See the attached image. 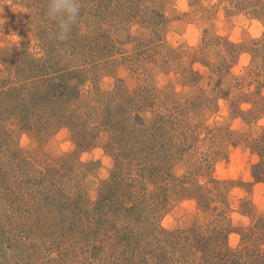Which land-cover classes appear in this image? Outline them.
<instances>
[{"label":"rangeland","instance_id":"374dc122","mask_svg":"<svg viewBox=\"0 0 264 264\" xmlns=\"http://www.w3.org/2000/svg\"><path fill=\"white\" fill-rule=\"evenodd\" d=\"M34 1L8 0L0 9V19L7 21L4 34L20 37L18 46L0 50V87L18 81L15 77L37 59L42 66L47 63L45 74L68 69L71 79L79 78L74 84H81L80 102L120 86L133 91V102L127 101L131 114L120 113L119 119L131 117L138 129L144 121L137 114L147 124L163 117L156 123L164 127L159 140L177 152L172 171L189 192L181 194L183 188L177 191L169 183L162 208L140 207L134 214L141 216L132 221L124 211L103 216L104 207L90 209L122 161L111 148L110 133L92 130V145L80 146V134L70 127L43 131L26 124L35 116L6 117L9 130L0 132V264H154L157 254L169 264L195 259V249L182 245V239L175 247V237L168 235L174 240L161 248L168 237L155 227L176 231L197 225L208 233L223 227L234 248L264 247L263 234L250 236L264 215V181L252 175L264 159L255 149V139L264 136V74L248 72L264 65V0H152L149 7L144 2L166 16L157 17L165 21L160 30L151 26L149 12L98 24L80 13L63 42L52 38L55 26L45 15L34 18ZM36 23L50 29L40 35ZM219 38L242 48L236 60L212 73L195 50L206 47L209 62L220 52L229 56ZM209 40L215 43L205 46ZM218 89L226 91V98ZM208 96L214 99L210 106H198ZM233 103L256 114L247 119ZM170 119L176 122L172 129ZM156 142L127 149L123 178L141 168ZM199 186L211 194L208 206L192 192ZM142 216L155 221L152 230ZM139 218L142 222L134 223Z\"/></svg>","mask_w":264,"mask_h":264},{"label":"trees","instance_id":"16d2710c","mask_svg":"<svg viewBox=\"0 0 264 264\" xmlns=\"http://www.w3.org/2000/svg\"><path fill=\"white\" fill-rule=\"evenodd\" d=\"M151 1L152 0H80V13H82L83 18H85L84 20L90 21L91 23L96 22V24H98L102 21L108 22L114 18H123L124 16L126 17L132 14L141 15L144 14V12H149L151 26L160 30V27L164 25L165 21L160 22L157 17L160 16L166 20V16L160 11L150 10L144 6L143 3L146 2L147 7H149L148 3ZM47 4L48 0H35L31 3L33 7L32 12L35 15L34 18L40 20L41 16L42 20H44L43 15H45ZM48 23H50V21H47V24ZM39 24L40 23H36V25H38L36 30H39L38 32L40 35L45 32L48 27L50 29V26L42 28V26L39 27ZM218 41L219 44L223 43L228 46L229 56L222 57V52H220L215 62H209L205 52L206 47L195 50V54H197L202 62L210 68L212 73L220 72L228 66L231 61L236 60L238 52L242 48V45L228 40H223V42H221L222 38H219ZM213 43H215V40L206 41L205 46L213 45ZM194 60L197 61L198 59ZM40 63L37 59L33 60L30 66L27 65L25 70L19 73V77H15L16 79L14 80L18 81L11 83L12 85L9 87L7 85L0 87V101H2V104L0 102V132H6L5 129L9 130L8 125H5L6 117H8L7 119H15L17 116L24 117L25 115L27 117H37L34 122L31 120L26 122V124L31 123L30 127L41 128L43 131H49L57 126H67L74 129V131L80 134V146H86L88 142L91 144L90 139H88V134L93 133L94 131L92 130L109 132V136L112 139L111 148L117 150V156H119L122 161L120 167L115 169L112 177L103 182L99 199L92 204L90 210L104 207L102 210L103 216H110L111 214L117 216L124 211L126 217L132 221L134 216H141L140 214H134L140 207L151 205L152 208H162L167 201L163 197L167 196L165 191L167 192L166 188L169 183L172 184L177 191L183 188L181 189V194L189 192L188 188L182 185V181L177 178L172 171L171 165L175 162L174 157L177 152L174 149H167L165 143L159 140L158 132L164 130V127L156 123L158 120L161 121L163 119L162 116H156L151 123L147 124L143 117L137 114L136 117L144 121V124L139 125L137 129L135 125L132 124L131 117H128L130 124H128V120H121L118 117L120 113L131 114L128 113L127 101L134 100L135 94L133 91L124 89L123 86H120L116 91L109 92L108 94L100 92L97 96L98 98L89 97V100L86 99L88 102H80L83 98L81 94V84H74L76 81H79V78L73 77L71 79L72 72L68 69L55 75L45 74L47 71H44V68L48 69V65L45 63L46 66H42ZM187 71L189 72L188 69ZM190 72L193 73V70ZM248 72L252 76L257 72L264 74V65L258 64L255 69ZM198 73L199 72L196 71V74ZM31 75H34V77L32 78ZM31 78L32 81L30 82ZM191 78L192 76L189 77V75H187L188 80H191ZM259 79L263 80L262 78ZM12 81L13 80L10 82ZM259 83L261 84L262 81ZM1 84L2 80L0 79V85ZM204 91L205 90H203V92ZM217 92H222L220 98H226L223 97L227 94L224 89H221V91L218 89ZM198 97L199 95L196 96V98ZM213 100L211 96H208L206 99L203 97V100L199 101L198 106L209 107ZM136 102H141V97H139ZM233 104L239 107V109H235V112H240L243 116L245 115L247 119L256 114V110H252V108L244 109L238 105V103ZM173 120L174 119H170V122H168V124L171 125V129L173 127L172 125L176 123L174 122L172 124ZM140 130L143 132H140ZM146 133H148V135H145ZM155 140L157 141L155 145L156 149H152L149 153L145 154V156H147L146 162L141 159V168H138L137 171L130 169L132 171L130 175L123 178V170L127 168V163H123V161L126 160L129 154L127 149L132 151L137 148H144L147 141L152 143V141ZM255 149L260 156L264 158V136L255 139ZM252 175L256 181H264V159L254 165ZM145 183H152L155 185V188L151 189V187L143 185ZM201 189L202 186H199L195 191H193V189L192 192H194L193 194H199L196 198L200 205L208 206L211 203V194L202 192ZM86 203H88L87 206L89 208L91 204L88 201H86ZM142 218L145 219L143 216ZM142 220L139 218L134 223L138 221L142 222ZM145 221L149 224V230H152V224H154L155 221H149L147 219H145ZM155 230L161 232V237H163L162 235L168 237V239H166L167 242H161V245L159 244L161 248H167L169 243L174 239L176 240L175 247H177V245L180 244L177 240L182 239L184 240L182 245L187 243L192 249H195L192 250L195 259H192V261H180L179 264H264V247L252 244L243 248H234L228 243V232L223 227L217 230H211L212 233L201 230V227L197 225L188 229H179L176 231H169L163 227L161 229L160 227H155ZM136 231H138L137 228L133 231V235L137 233ZM257 233L260 236L262 234L264 235V215L251 228L250 236ZM168 235L175 238L170 239ZM158 237L160 238V236ZM198 252H201V255H199ZM159 255L160 254H157V256H155L154 264H169L166 263V261L164 262V258Z\"/></svg>","mask_w":264,"mask_h":264},{"label":"clouds","instance_id":"9594fccd","mask_svg":"<svg viewBox=\"0 0 264 264\" xmlns=\"http://www.w3.org/2000/svg\"><path fill=\"white\" fill-rule=\"evenodd\" d=\"M3 5H8V0H0V9ZM80 0H48L45 17L52 22L55 30L52 33V38L63 42L69 38L73 26L76 25L80 19ZM2 12V11H0ZM7 21L0 19V50L8 49L13 46H18L20 37L16 33L5 35L2 26Z\"/></svg>","mask_w":264,"mask_h":264}]
</instances>
